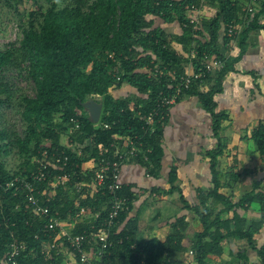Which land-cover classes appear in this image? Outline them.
Masks as SVG:
<instances>
[{
  "label": "trees",
  "instance_id": "obj_1",
  "mask_svg": "<svg viewBox=\"0 0 264 264\" xmlns=\"http://www.w3.org/2000/svg\"><path fill=\"white\" fill-rule=\"evenodd\" d=\"M11 1L15 5L29 1L36 8L19 27L18 47L0 49V107L13 108L21 123L18 133L0 115V264L13 239L26 247V252L17 259L18 264H61L63 259L53 253L41 254L42 245L51 242L45 229L48 219L32 213L26 190L20 183L10 188L5 184L14 179L33 183L36 197L49 198L45 205L52 215L57 213L65 222L74 223L72 234L93 236L108 215L111 193L105 189L106 184L104 187L94 184L95 171L88 170L86 165L103 158L112 160L115 143L133 142L136 156L132 162L141 166L148 176L158 178L164 155L163 128L168 116L163 119L161 115L154 116L150 125L145 124L144 117L157 108L161 93L172 91L168 87L177 84L189 66L198 72L205 57L222 60L223 68L201 80H193L175 104L184 97H195L211 118L216 143L203 156L209 159L213 188L198 190L197 203L189 204L175 185V169L170 168L168 188L164 192L179 194L181 210L197 216L200 229L185 247L187 223L184 217H175L163 242L137 240L136 222L129 217L135 194L131 186L122 185L116 195L127 198L129 208L115 220L110 236L113 247L98 264H181L179 254L188 252L196 264H207L210 255H222L223 245L229 239L243 241L247 246V250L238 251L239 262L247 264V251H252L257 254L258 264H264V243L256 242L264 226V194H245L234 202L230 194L219 192L231 188L238 174L222 177L218 158L224 154L226 142L219 133L228 115L217 111L215 101V96L223 91L226 76L242 74L239 63L246 53L249 34L264 32V20L261 23L264 0H257L254 13L245 19L243 7L248 0H44L45 4H39L38 0H4L9 8ZM204 4L215 9L213 16L202 19L199 26L190 23L187 9ZM156 20L177 23L180 32L170 34ZM230 24H243L237 37H227ZM222 29L224 44L234 40L238 47L235 56L223 54L218 47ZM173 44L181 50H176ZM192 50L195 54L190 57ZM227 50L230 52L232 48ZM155 69L162 75L150 76L148 71ZM11 71L26 73L33 82L34 96L21 94L15 98L18 89L6 76ZM210 83L212 86L205 89ZM123 86L135 95L114 97ZM91 95L99 96L102 104L96 125L81 105ZM172 107L165 109L168 115ZM70 120L77 122L76 130H70L73 127ZM250 138L264 164L263 123L253 129ZM43 152L47 153L46 178L37 182L33 176ZM10 154L21 160L16 170L9 169L4 161ZM57 155L67 157L65 166L55 165L52 158ZM64 174L69 176L68 181L52 188ZM77 183L89 187L77 192ZM252 203L259 205L261 216L246 227V219L237 210H247ZM219 205L221 208L217 209ZM81 208L85 209L84 215L76 217ZM160 216L163 215L157 214L154 220Z\"/></svg>",
  "mask_w": 264,
  "mask_h": 264
},
{
  "label": "crops",
  "instance_id": "obj_2",
  "mask_svg": "<svg viewBox=\"0 0 264 264\" xmlns=\"http://www.w3.org/2000/svg\"><path fill=\"white\" fill-rule=\"evenodd\" d=\"M246 43V53L239 63L242 74L229 73L224 79L222 93L215 96L217 111L228 115V120L225 121L219 133V137L226 142V150L218 158L222 177L227 178L230 173L238 174V179L231 188H223L219 192L225 195L230 194L234 198V202L245 194L256 192L264 194V164H262L255 144L250 138L253 129L259 123L264 124V32L250 33ZM218 47L222 53L225 51L228 53L229 44L225 45L221 38ZM231 51V56H235L236 54L233 55ZM186 71L190 72V67ZM212 84H207V89ZM184 99L189 102L188 109L196 107L200 110L201 106L197 98L184 97L181 101ZM179 103L174 104L169 110L168 121L163 128L164 155L158 178L148 176L141 166L131 160L122 166L120 181L122 185L131 186L132 192L135 194L129 217L136 222L137 240L156 239L163 242L170 234V225L174 222L175 217H184L187 230L183 244L188 247L193 234L200 229V224L197 216L192 212L181 210L177 192L171 195L164 194L168 188V172L170 168L175 169L177 175L175 185L181 189L184 199L189 204H196L198 190L207 191L213 188L209 172V159L204 157L203 153L215 146L216 139L212 136L211 118L202 111L197 114L199 117L195 123L186 120V124H188L184 130L180 126L181 123L177 128L169 125L171 112L174 106ZM172 131L173 133H171ZM257 182L260 184L255 189ZM247 207V210L241 208L237 210L240 217L246 219V227L257 222L261 216L257 203H252ZM220 208L219 205L217 209ZM159 213L163 216L154 220V217ZM166 214L168 217H165ZM225 217L226 215H223V218ZM73 224L66 222L65 227L70 229ZM263 232L264 226L256 237L258 245L264 243V237H262L261 244L257 241ZM244 250H247L245 242L229 239L223 245L222 255H210L207 264H242L237 260V253ZM246 256L247 264H258L255 252L247 251ZM178 260L181 264H196L189 252L179 254Z\"/></svg>",
  "mask_w": 264,
  "mask_h": 264
},
{
  "label": "built area",
  "instance_id": "obj_3",
  "mask_svg": "<svg viewBox=\"0 0 264 264\" xmlns=\"http://www.w3.org/2000/svg\"><path fill=\"white\" fill-rule=\"evenodd\" d=\"M256 2L257 0H248L244 2V19L246 15L251 16L254 13ZM202 8L203 5L201 7L191 6L187 9L190 15V23L196 26L198 25L197 16L201 14ZM242 27L243 24H230L227 28V37H237ZM231 43L234 44V40L230 41V48H232V46H230ZM194 54L195 52L192 50L190 52V57H193ZM228 55H231L230 52L227 53V56ZM223 65L224 62L218 58L205 57L202 68H200L198 72L195 73L191 66H189L191 71L187 72L173 87H168V89H172L170 93L160 94L157 108L148 116L144 117L145 124L150 125L154 116L161 115V119L168 116L165 109L176 103L182 92L189 88L193 80H201L205 78L207 74L222 69ZM148 72L152 77L162 75V72L158 69L154 71L149 70ZM88 99L98 101L99 96L91 95ZM70 123L73 125L70 130H76L78 128V124L75 120H70ZM98 123L99 122L95 123V125ZM104 128H107V125H104ZM114 148L115 151L112 160L103 158L97 163H89L86 165L88 170L94 169L95 171L93 176L94 184L98 187H104L106 184L107 186L105 189L111 193V198L108 203V215L93 236H88L86 233L72 234L71 229L73 225H71L70 229H67L65 227L66 222L61 219L57 213L54 215L50 213L48 206L45 205V203H48L49 198L47 197L42 200L34 195L33 183L14 179L12 182L5 184L7 188H10L14 183H20L22 188L26 190L27 202L32 209V213L35 216H43L48 219V222L45 224V229L50 233L49 238H51V242L42 245L41 254L51 255V253H53L55 257L61 256L63 258L61 264H98L99 260L104 257L106 252L113 247V241L110 239V236L115 227V220L122 211L128 210L130 204L127 198L116 195V192L120 191L122 187L120 181L121 169L126 162L133 160L136 156V147L133 142H128V144L124 143L123 145L115 143ZM46 156L47 153L43 152V158L37 160L38 168L36 174L33 176L34 181L40 182L44 181L46 178L44 172L48 165L45 161ZM52 159L55 165L59 166H65L67 162V157L62 155L53 156ZM68 179L69 176L67 174L58 177L52 184V188H55L57 184L64 185ZM85 186L89 187L86 183H77L75 185V190L80 192ZM84 213L85 209L81 208L76 217H81ZM91 228L94 229L93 226ZM25 252V245L18 242L17 239H13L8 245V250L3 257L2 264H18L17 259ZM189 254L191 255L192 253L189 252Z\"/></svg>",
  "mask_w": 264,
  "mask_h": 264
},
{
  "label": "rangeland",
  "instance_id": "obj_4",
  "mask_svg": "<svg viewBox=\"0 0 264 264\" xmlns=\"http://www.w3.org/2000/svg\"><path fill=\"white\" fill-rule=\"evenodd\" d=\"M38 3L45 4L44 0H38ZM10 4L12 5L11 6L12 8L7 7L4 0H0V49H5L8 47H14V48L18 47V43L21 39V32L19 27L20 25L27 22L28 13L36 8L29 1H23L22 4H17V5H15V2L11 1ZM214 11L215 9L213 7L204 4L201 12L202 15L200 14L197 16L198 26L202 19H209L210 17H212ZM261 22L263 23V21ZM156 23L160 25L162 28H164L170 34H178L180 32L177 23L164 24L159 20H156ZM222 30H220L219 33L221 39L223 35ZM231 46H232L231 53L233 55L237 54L238 52L237 45L235 43L234 44L231 43ZM173 47L178 51L181 50L180 47L175 44H173ZM226 52L227 51H225V53L223 54L227 55ZM6 76L10 79L14 88L16 90L18 89L15 98H17L21 94L30 97L34 96L33 82L26 77V73L24 71H21L20 73L17 71L7 72ZM207 87L208 85H206L204 88L207 89ZM118 91H121V93L115 92L114 97L126 96L128 94L129 96L133 97L135 95V92L129 89L127 86H124L122 90H118ZM188 104L189 102H187V99H184L178 105L174 106L171 112L169 125H171L173 128H177L179 126V123H181L180 126L184 130V127L186 128V125L188 124V123L186 124V120L190 121V123H192L193 121H194L193 123H195L196 119L199 117L197 116V114L200 111H202V113L205 114V112H203L201 108H199L200 110H198V108L196 107H191L192 109H188L187 107ZM0 115L2 117V121L9 128H15L18 133L21 132V123L19 117L17 116L13 108H8L6 106L0 107ZM168 127L166 128V130L168 129ZM171 133H173V131ZM62 142H65V139H62ZM4 161L6 163V166L12 170H16L21 163V160L14 154H10L4 157ZM259 215H261V213H259ZM262 237H264V232L263 235L259 236V239H257V241L260 244L262 242Z\"/></svg>",
  "mask_w": 264,
  "mask_h": 264
},
{
  "label": "water",
  "instance_id": "obj_5",
  "mask_svg": "<svg viewBox=\"0 0 264 264\" xmlns=\"http://www.w3.org/2000/svg\"><path fill=\"white\" fill-rule=\"evenodd\" d=\"M81 105L83 109L87 112L90 121L92 123H97L99 121L101 110H102V104L100 103V101L88 99Z\"/></svg>",
  "mask_w": 264,
  "mask_h": 264
}]
</instances>
